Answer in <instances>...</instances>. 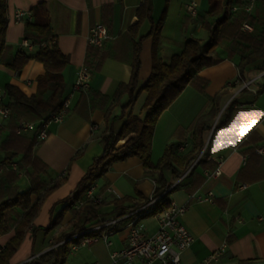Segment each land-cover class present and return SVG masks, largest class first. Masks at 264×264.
<instances>
[{"label":"crops","instance_id":"1","mask_svg":"<svg viewBox=\"0 0 264 264\" xmlns=\"http://www.w3.org/2000/svg\"><path fill=\"white\" fill-rule=\"evenodd\" d=\"M40 1L46 2L57 45L69 59L64 69L67 95L73 90L80 70H89L88 61L93 52L99 50L105 56L99 69L91 71L89 88L74 91L63 121L47 125L44 140L35 139L40 120L34 121L36 125L20 137L12 134L11 119L0 120V163L17 152L13 160L22 164L25 143L35 139L32 147L37 158L35 164L45 167L38 174L43 183L41 193L58 183L43 200L10 263L23 264L67 241L71 242V251L63 264H107L112 251L124 248L129 233L126 218L96 231L107 233L110 245L101 238L92 243H85L84 238L75 244L76 234L65 237L73 229V208L76 207L64 209L69 203L66 197L104 151L103 136L108 127H119L122 106L129 101V96L124 94L118 100L116 95L122 85L129 83L135 63L139 61L137 78L144 84L152 73L155 53L169 63L172 55L182 50L185 41L197 38L202 52L214 59L212 65L196 72L206 80V85L203 90L187 85L160 114L152 137L151 160L158 162L169 143L179 144L181 153L188 152L193 146L197 119L209 112L212 97L228 89L230 95L223 100L211 136L212 129L207 135L208 149L206 146L198 157L204 158L203 161L198 164L196 161L189 169L194 168L192 174L188 172L165 198L187 207L182 220L194 240L182 251L184 264H196L224 245V251L212 264H264V71L250 70L247 80L241 83L238 56H230L229 43L224 41L207 48L210 35L201 22L212 21L208 15L210 0H7V47L0 62V89L4 93L6 84L10 83L31 95L37 91L38 80L45 74L43 64L35 59H31L20 74L7 66L19 49L28 52L35 49L33 45L31 48L21 46L26 39V22L16 21L15 12L19 9L31 12ZM191 1L199 5L197 17H191L186 10V4ZM145 2L151 10L140 19L138 10ZM258 4L262 5L261 1ZM233 5L235 3H230ZM260 8L262 17L264 12L262 6ZM99 23L107 26L110 38L96 49L89 44L88 37L92 27ZM257 25L261 31L263 18ZM50 93L51 89L46 95ZM140 97L145 98L146 92ZM235 97L236 102L231 103ZM4 102H9L8 96L4 97ZM135 107L133 111L142 116V106ZM223 113L228 122L215 128ZM125 141L120 140L117 146ZM217 168L220 173L216 175ZM164 176L172 185L181 178L169 170ZM158 178L159 171L146 169L136 156L115 162L104 177L94 183V195L102 202L98 210L100 221L116 218L119 213L116 200H123L121 211L125 214L140 203L144 205L155 196ZM16 185L20 192L31 186L25 170L19 171ZM37 198L38 194L32 195V201ZM16 212L14 219L18 221L22 210ZM60 214L56 226L47 229ZM145 222L150 231L156 229L153 218L148 217ZM14 234V227L7 232L0 230V250ZM57 239L61 240L55 243Z\"/></svg>","mask_w":264,"mask_h":264},{"label":"trees","instance_id":"2","mask_svg":"<svg viewBox=\"0 0 264 264\" xmlns=\"http://www.w3.org/2000/svg\"><path fill=\"white\" fill-rule=\"evenodd\" d=\"M259 1L262 5L258 4ZM248 2L249 0H210L208 15L212 18V21L201 22L210 35L207 48L215 47L226 41L229 43L230 56H238L237 67L241 83L247 80L246 74L250 70L264 71V27L261 31H258L257 27V23L261 18L264 21V16L261 17L260 8L262 6L264 12V0H256L251 11L245 10V5ZM230 3H235L238 6V9L231 13L228 9ZM150 10L149 4L145 2L138 10L139 18L142 19L144 16H148ZM8 15L7 0H0V62L7 47L5 36L9 24ZM25 22V37L32 42L35 49L33 52H28L23 48L19 49L12 60L7 63V66L20 74L26 64L31 59H35L43 64L45 74L38 80L37 91L31 95L26 94L14 84L8 83L5 86V96L9 98V102H5V104L12 109L9 119L13 123L12 134L16 137L21 135L15 132L21 122L47 119L51 113L61 109L68 97L64 85V69L68 65L69 59L62 53L57 42L48 45L49 41L56 38L52 32L46 2L40 1L34 5L31 8V19H26ZM244 23H249L253 29L244 30L242 28ZM94 48L100 49L101 47L94 46ZM93 54L91 61H88L90 72L99 69L105 56L99 50H95ZM213 63L214 59L202 52L201 41L197 38H190L185 41L182 50L173 54L169 63L164 62L155 53L152 73L144 84H140L137 78L139 61L135 63L129 83L122 85L116 95L118 100L124 94L129 96V101L122 106V114L120 115L122 121L119 127L113 125L108 127V131L103 136L104 151L94 159L92 166L80 179L76 188L66 197V201H69V203L64 209H72L81 199L84 202L79 207L73 208V229L65 237L77 234L105 221L99 219L100 213L98 210L102 202H93L86 198V193L92 184L104 177L107 169L115 162L136 156L143 161L146 169L158 170L159 178L154 191L156 196L171 185L165 179L164 172L166 170L171 171L175 177L180 178L196 161L197 164L203 161L204 158L198 159V157L205 147L207 135L222 109L224 98L230 95L228 89H224L212 97V107L209 112L197 119L193 132V146L188 152L181 153L178 150L179 144L169 143L162 157L154 163L151 160L152 137L160 114L178 98L187 85H194L201 90L204 89L206 80L198 76L196 72ZM49 89H51V93L46 95ZM245 90L246 88L243 89V91ZM142 92H146V97L142 105L143 115L141 116L133 111V107ZM236 98L231 103L236 102ZM227 122L228 119L224 117L223 113L215 128H219ZM122 139H126V141L121 146H117ZM34 140L25 143L22 164L17 162V169L9 167L14 162L13 158L18 154L17 152H12L0 163V230L7 232L12 227L15 229L14 236L0 250V264H11L10 260L22 244L26 229L33 224L43 200L58 185V183H54L46 187L41 193L40 188L43 183L40 181L38 174L44 171L45 167L39 168L35 164L37 158L32 153ZM29 167H32L33 170L29 171ZM23 170L28 173L31 186L20 192L16 181L19 171ZM193 170L194 168L189 171L188 175L192 174ZM35 193L38 194V198L32 201V195ZM116 203L117 212H119L116 218H119L125 214L121 211L123 200H116ZM142 204H138L137 207ZM169 206L170 201L163 197L146 217ZM17 209L22 210L18 221L14 219V214L18 215ZM60 216L61 214L57 215L47 229L56 226L58 223L57 218L59 219ZM100 235L98 232L82 233L74 237V242L79 244L81 240L88 236ZM60 240L57 239L55 243ZM70 251L71 242L67 241L23 264H63Z\"/></svg>","mask_w":264,"mask_h":264},{"label":"built area","instance_id":"3","mask_svg":"<svg viewBox=\"0 0 264 264\" xmlns=\"http://www.w3.org/2000/svg\"><path fill=\"white\" fill-rule=\"evenodd\" d=\"M256 0H249L245 5L246 11H251L254 7ZM198 3L191 1L186 4V10L191 17H197L199 14ZM229 12H233L238 9V6L233 5L228 7ZM31 19V12L19 9L15 12L16 21H25ZM242 28L244 30H252L253 27L249 23H244ZM110 38V34L106 25L99 23L92 27L88 42L95 47H102L105 40ZM56 39H52L48 42V45L55 44ZM22 47H32V42L25 39L21 43ZM91 72L88 69H82L78 73V76L73 85V90L69 93L65 99L61 109L57 112L51 113L47 119H42L39 122L40 128L38 129L36 139L42 141L47 137V125L51 122H61L68 114L70 108V98L76 90H85L90 86ZM247 85V83H245ZM5 93L0 89V120L9 119L12 114L10 106L4 102ZM36 125L34 121H23L16 128L17 134H24ZM180 149H183L181 147ZM262 151V150H260ZM11 166L17 169V163L13 162ZM1 171V169H0ZM189 170L175 183L171 184L160 194L153 196L144 205L133 209L126 213L121 218L110 219L104 221L96 226L90 227L82 232L77 233L78 236L82 233L93 232L95 233L101 228L115 225L121 219L126 218L129 220V233L127 243L123 249L119 251L111 252V260L107 264H133L136 261H142L145 264H184L182 262V251L190 246L194 240V236L190 230L183 223V215L186 212L187 207L185 205H178L175 202H170V206L162 211L156 212L146 217V215L152 212L155 204L163 197H165L170 191H172L181 179L187 175ZM220 169L217 168L215 174H219ZM95 184H92L86 193V198L92 200L95 203H100L101 199L94 195ZM84 200H79L76 207L82 205ZM151 217L156 223L157 227L154 231L149 230V226L145 222V219ZM104 239L108 245L111 242L108 240V234L102 233L100 236H88L84 239L85 243H92L98 239ZM225 246V245H224ZM224 246L219 248L208 258L199 261L196 264H212L214 260L224 251ZM93 264H101L95 262Z\"/></svg>","mask_w":264,"mask_h":264},{"label":"rangeland","instance_id":"4","mask_svg":"<svg viewBox=\"0 0 264 264\" xmlns=\"http://www.w3.org/2000/svg\"><path fill=\"white\" fill-rule=\"evenodd\" d=\"M172 27H171V25H170V27H169V29H171ZM205 31V30H204ZM144 101H145V98H143V97H140V98H138V100H137V102H136V104H135V108H140L142 105H143V103H144ZM203 149H205V148H203ZM202 152V151H201Z\"/></svg>","mask_w":264,"mask_h":264},{"label":"water","instance_id":"5","mask_svg":"<svg viewBox=\"0 0 264 264\" xmlns=\"http://www.w3.org/2000/svg\"><path fill=\"white\" fill-rule=\"evenodd\" d=\"M213 129H214V127L212 128V131H211V133H210V136H211V134H212V132H213ZM207 143H208V141H207ZM207 143L205 144V147H204V148H206ZM203 151H204V149L202 150L201 154L203 153Z\"/></svg>","mask_w":264,"mask_h":264},{"label":"snow or ice","instance_id":"6","mask_svg":"<svg viewBox=\"0 0 264 264\" xmlns=\"http://www.w3.org/2000/svg\"><path fill=\"white\" fill-rule=\"evenodd\" d=\"M241 135H243V129H242V131H241Z\"/></svg>","mask_w":264,"mask_h":264}]
</instances>
